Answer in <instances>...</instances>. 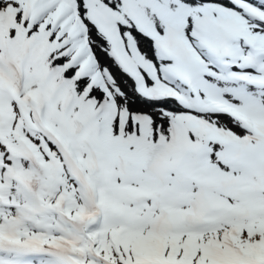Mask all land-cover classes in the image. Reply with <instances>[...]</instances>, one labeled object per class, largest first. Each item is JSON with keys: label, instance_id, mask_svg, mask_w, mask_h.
Listing matches in <instances>:
<instances>
[{"label": "snow or ice", "instance_id": "6c2138e0", "mask_svg": "<svg viewBox=\"0 0 264 264\" xmlns=\"http://www.w3.org/2000/svg\"><path fill=\"white\" fill-rule=\"evenodd\" d=\"M0 264H264V0H0Z\"/></svg>", "mask_w": 264, "mask_h": 264}]
</instances>
